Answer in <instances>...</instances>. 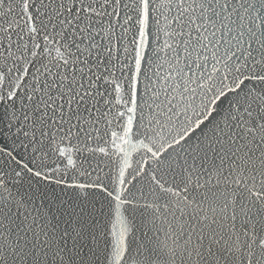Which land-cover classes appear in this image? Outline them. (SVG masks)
<instances>
[{
    "label": "snow or ice",
    "instance_id": "snow-or-ice-1",
    "mask_svg": "<svg viewBox=\"0 0 264 264\" xmlns=\"http://www.w3.org/2000/svg\"><path fill=\"white\" fill-rule=\"evenodd\" d=\"M0 264H264V0H0Z\"/></svg>",
    "mask_w": 264,
    "mask_h": 264
},
{
    "label": "water",
    "instance_id": "water-1",
    "mask_svg": "<svg viewBox=\"0 0 264 264\" xmlns=\"http://www.w3.org/2000/svg\"><path fill=\"white\" fill-rule=\"evenodd\" d=\"M136 235H137V238H139L141 236V233L139 231H137ZM148 236H151V233H148Z\"/></svg>",
    "mask_w": 264,
    "mask_h": 264
}]
</instances>
